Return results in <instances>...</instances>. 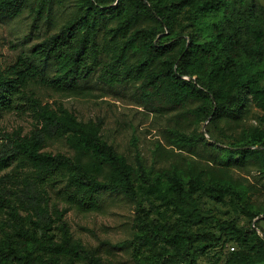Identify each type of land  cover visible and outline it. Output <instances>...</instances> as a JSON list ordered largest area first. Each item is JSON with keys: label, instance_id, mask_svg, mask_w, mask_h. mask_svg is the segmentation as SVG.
<instances>
[{"label": "rangeland", "instance_id": "obj_1", "mask_svg": "<svg viewBox=\"0 0 264 264\" xmlns=\"http://www.w3.org/2000/svg\"><path fill=\"white\" fill-rule=\"evenodd\" d=\"M100 1L109 5L115 3L111 0ZM36 5L37 0H26L19 14L0 17V69L14 63L19 56L29 57L41 65L38 58L32 55L34 46L58 31L80 10L79 0H52L37 15L32 10ZM169 18L172 30L165 32V40H168L167 45L171 44V54H175L182 44L181 38L171 40L175 34L181 33L184 37L196 27L199 40L207 41L218 32L211 25L217 20L220 21L221 31L239 33L241 44L231 49L238 61L244 58L245 51L252 56L259 52L264 58V0H231L222 16H208L200 29L192 19L188 6L171 12ZM119 20V16L112 17L102 22L97 29L95 41L99 48L98 64L89 76L79 79L75 87L56 89L42 84L38 79H31L25 88L26 92L41 104L67 108L82 121H101V138L123 155L134 171L139 208L150 224L165 222L182 225L194 232L217 233L219 221H234L238 226H255L258 236L253 235L250 243L255 247L261 246L260 238H264V149L255 145L259 155L238 158L236 154L228 160L222 146L241 143L254 131L264 133V112L252 99H247L233 114L209 120L198 110L201 99L179 97L175 87L165 80H160L154 87L142 88L143 78L150 71L160 69L162 60L169 52L155 58L147 69L141 70L136 67L144 55L139 39H136L139 47L128 50L125 63L121 64L130 66L132 72L126 77L120 73L118 80L113 83L104 80L101 74L105 70L111 71L116 44H123L137 28L158 24L154 17L140 13L127 33H117L111 37L105 29L115 27ZM192 69V78L195 79L205 73L208 63L202 61L197 68L194 62ZM54 72L55 62L51 58L44 64V73L50 76ZM15 99L12 108L0 111V152L7 148L12 138L32 136L42 125L24 98ZM197 134H203L207 140L189 142L182 137ZM40 150L65 154L94 171L90 152L72 147L64 135L44 137ZM138 156L151 178L176 171L184 181L190 177H200L207 183L231 185L238 197L225 196L215 200L201 189L190 196L185 185L180 196L169 194L176 204L167 203L164 199L168 198H162L157 191L147 190L139 181L136 174ZM110 171L107 164H102L97 177L106 178ZM43 175L44 168L24 157L17 158L0 172V191L15 204L18 198H24L21 190L29 184L31 193L37 192L42 196L41 203L51 217V232L54 233L55 241L62 240L64 232L61 227L64 224L70 246L78 243L84 253L105 264H136L133 240L137 203L133 198L123 192L100 190L93 194L97 206L83 208L68 199V195L74 193L75 186L70 184L66 173L54 172L46 178ZM194 206L198 216L192 214ZM55 210L60 215L55 214ZM245 210L256 212L258 216L251 220ZM26 213V210H21V214ZM3 229L12 236L16 229L15 220L6 207L0 209V239ZM232 245L235 250L238 249L233 243L210 248L195 244L190 250V255L195 259L192 264H213L218 257L217 264H223L232 252ZM161 249L158 244L153 248L155 252ZM59 257L62 261L69 257L76 263L85 261L72 255Z\"/></svg>", "mask_w": 264, "mask_h": 264}, {"label": "trees", "instance_id": "obj_2", "mask_svg": "<svg viewBox=\"0 0 264 264\" xmlns=\"http://www.w3.org/2000/svg\"><path fill=\"white\" fill-rule=\"evenodd\" d=\"M51 1L37 0V5L32 8L33 12L40 14ZM79 1L78 14L34 46L32 55L38 58L41 65L34 63L29 57L19 56L14 63L0 69V111L12 108L15 97H22L42 123L32 136H17L9 141L7 148L0 152V172L12 160L24 157L44 168L43 178L51 177L54 172L66 173L70 184L75 186L74 193L68 195V199L88 209L97 206L93 194L100 190L123 192L133 198L137 203L136 233L133 240L136 264H192L195 259L190 255V250L195 244L210 248L232 243L236 244L238 249L235 250L234 245L230 246L232 252L230 251L223 264L264 262V238L259 237L262 244L259 247L250 243L253 235L258 236L255 226H238L234 221H219L215 233L194 232L182 225H170L165 222L150 224L139 208L134 171L125 157L101 138V121H82L61 105L52 107L41 104L25 90L31 79H38L42 84L56 89L75 87L77 81L89 76L98 64L99 48L95 36L102 22L119 16L118 24L105 29V32L111 37L117 33L124 35L138 14L144 13L154 17L158 24L137 28L123 44H116L112 54L111 71L105 70L101 74L104 80L113 83L118 80L120 73L126 77L132 72L130 66L121 64L125 63L128 50H136L139 47L136 43V39H139L144 55L136 67L141 70L147 69L155 58L169 52L162 60L160 69L150 71L143 78L142 88L154 87L160 80H165L175 87L179 97L192 96L201 99L198 110L209 120L220 115L233 114L247 99H252L264 112V58L259 52L252 56L245 51L244 58L238 61L231 49L241 44L239 33L229 34L227 31H221L220 21L215 20L211 25L218 32L214 34L213 39L200 41L195 27L184 37L181 33L172 37L171 40H182L175 54L170 53L171 44H166L168 40H165V32L172 30L169 18L171 12L188 6L192 19L200 29L208 16H222L231 0H111L115 1L113 5L102 3L100 0ZM25 2L26 0H0V17L19 14ZM51 58L55 62V72L47 76L44 73V64ZM202 61L208 63V69L193 79L192 65L196 62L198 68ZM53 135H64L72 147L89 151L94 171L88 170L85 165L65 154L42 152L40 146L44 137ZM182 137L189 142L207 140L203 134ZM211 143L215 145L213 141ZM255 145L264 149V133L254 131L245 141L222 146V149L227 153L225 156L229 160L236 154L238 158L259 155ZM102 164H107L111 171L108 177L99 179L97 172L101 170ZM136 174L147 190L157 191L162 198H168L164 199L167 203L176 204L169 194L180 196L185 185L188 186L186 192L190 196L201 189L215 200H221L225 196L238 197L231 185L207 183L200 177H190L184 181L176 171L151 178L139 156ZM25 186L21 190L24 198H18L15 204L0 191V209L9 208V213L16 223L13 236L3 229V237L0 239V264H105L84 253L78 243L70 246L64 224L61 227L64 232L62 240L55 241L54 233L51 232V217L41 203V194L31 193L30 185ZM21 210H26L27 213L23 215ZM191 211L198 216L195 206ZM54 212L60 215L57 210ZM245 213L251 220L258 216V213L249 210H245ZM157 244L162 247L159 252L153 250ZM59 255H72L84 258L85 261L76 263L71 257L62 261ZM217 259L213 264H217Z\"/></svg>", "mask_w": 264, "mask_h": 264}, {"label": "built area", "instance_id": "obj_3", "mask_svg": "<svg viewBox=\"0 0 264 264\" xmlns=\"http://www.w3.org/2000/svg\"><path fill=\"white\" fill-rule=\"evenodd\" d=\"M231 249H232V247H231Z\"/></svg>", "mask_w": 264, "mask_h": 264}]
</instances>
